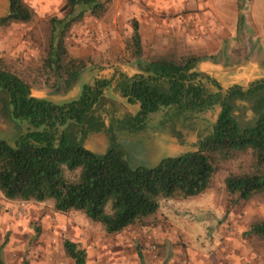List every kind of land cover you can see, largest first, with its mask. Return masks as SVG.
<instances>
[{"label":"rangeland","instance_id":"rangeland-1","mask_svg":"<svg viewBox=\"0 0 264 264\" xmlns=\"http://www.w3.org/2000/svg\"><path fill=\"white\" fill-rule=\"evenodd\" d=\"M25 1L34 10L33 20L0 27V61L32 84L35 96L45 93L59 103L79 98L85 84L111 80L88 127L99 119L110 128L124 126L120 142L133 166H155L163 158L197 151L201 140L212 134L220 112L219 106L202 113L168 108L153 114L142 130L132 127L139 105L121 96L112 75L137 71L127 49L134 20L140 24L144 61L169 55L215 56L217 73L208 77L224 91L264 80V0H112L103 16L87 13L66 35L69 59L84 67L65 96L47 85L52 74L42 66L52 20L66 16V0ZM7 12L8 1L0 0V17ZM207 88L216 91L212 84ZM11 109L3 97L0 139L14 146L29 124L14 120ZM234 114L242 126L256 120L246 102H237ZM66 130L82 137L75 123ZM250 163V154L240 156L224 166L201 197L164 201L157 215L113 235L81 212L62 213L53 202L11 201L0 193V264H75L64 249L67 239L87 252L86 264H264V240L247 235L254 222L264 220V194L237 204L225 188L226 177L248 170Z\"/></svg>","mask_w":264,"mask_h":264},{"label":"trees","instance_id":"trees-1","mask_svg":"<svg viewBox=\"0 0 264 264\" xmlns=\"http://www.w3.org/2000/svg\"><path fill=\"white\" fill-rule=\"evenodd\" d=\"M7 1L8 12L0 17V27L33 20L34 10L25 0ZM111 2L66 0V16L52 20L49 51L42 66L46 74H52L47 85L66 92L82 77L84 66L69 59L66 35L87 13L103 16ZM243 20L240 15L239 23ZM132 29L127 49L139 73L120 74L115 87L130 104L139 105L132 127L142 130L163 109L202 113L219 106L212 134L201 140L197 151L163 158L155 166H133L126 152L115 146L104 156L95 155L83 148L82 139L91 132L88 118L112 86L111 80L85 84L79 98L61 105L33 96L34 86L0 61V101L6 97L12 118L29 124L16 145L0 139V193L6 199L53 202L58 212H81L113 235L151 219L164 201L201 197L227 163L248 154L249 169L231 172L225 179L226 191L236 197L237 204L264 194V80L224 91L216 80L196 70L202 61L214 62L215 56L169 55L144 61L137 20ZM207 84L216 91L210 92ZM239 101L250 105L256 117L253 124L242 126L237 120L234 113ZM72 123L80 128V139L66 130ZM247 235L264 240V220L254 222ZM64 249L75 264L87 263V252L73 241L65 240Z\"/></svg>","mask_w":264,"mask_h":264},{"label":"crops","instance_id":"crops-1","mask_svg":"<svg viewBox=\"0 0 264 264\" xmlns=\"http://www.w3.org/2000/svg\"><path fill=\"white\" fill-rule=\"evenodd\" d=\"M116 65L121 66L120 63H117ZM122 68L123 70L124 69L126 70V67L122 66ZM117 70L119 71V68ZM196 70L207 76H214V74L217 73V65L213 64L212 61H202L200 62ZM136 73H139L138 68H137V71H134L133 74H129V76H133ZM122 74H125V73H122ZM119 76H120V72L114 73L112 75L113 77L112 79L118 80ZM74 86L71 89L66 91L65 96H68L70 94L72 89H74ZM33 96H35L34 93H33ZM35 97H38L41 99H47L56 104H61V105L65 104V103L55 102L52 97H50L48 94H45V93L40 94V96H35ZM123 127L124 126L117 124L113 126V128H110L109 124H107V121H103V119L102 120L99 119L98 121H96V125H94L91 128V133L89 134L88 137L86 133L85 137L82 139V143L83 144L85 142L89 143L92 146V148L98 151L99 153L109 150L112 146H115L117 148H122L124 150V146L120 142V137L123 136V134L125 133V129ZM113 136H117L118 138L117 141L113 140ZM107 137L109 139H107Z\"/></svg>","mask_w":264,"mask_h":264},{"label":"water","instance_id":"water-1","mask_svg":"<svg viewBox=\"0 0 264 264\" xmlns=\"http://www.w3.org/2000/svg\"><path fill=\"white\" fill-rule=\"evenodd\" d=\"M90 133H91V132H90ZM90 133H89V134H90ZM89 134L87 135V137L89 136ZM83 148L86 149V150H88V151H90V152H92V153H94L95 155H98V156H104V155H106L107 152H108V150H107V151H104V152L99 153L98 151L94 150V149L92 148V146H91L89 143H87V142H85V143L83 144Z\"/></svg>","mask_w":264,"mask_h":264}]
</instances>
